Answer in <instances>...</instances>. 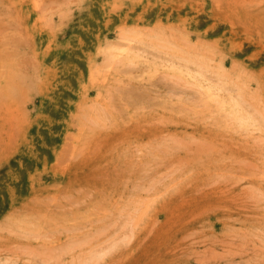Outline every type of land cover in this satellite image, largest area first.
<instances>
[{
  "label": "rangeland",
  "instance_id": "rangeland-1",
  "mask_svg": "<svg viewBox=\"0 0 264 264\" xmlns=\"http://www.w3.org/2000/svg\"><path fill=\"white\" fill-rule=\"evenodd\" d=\"M0 264H264V0H0Z\"/></svg>",
  "mask_w": 264,
  "mask_h": 264
},
{
  "label": "bare ground",
  "instance_id": "bare-ground-1",
  "mask_svg": "<svg viewBox=\"0 0 264 264\" xmlns=\"http://www.w3.org/2000/svg\"><path fill=\"white\" fill-rule=\"evenodd\" d=\"M129 38V37H128ZM128 48V47H127ZM130 48V47H129ZM132 48V47H131ZM121 49V47H120ZM124 50V49H123ZM122 51V50H121ZM123 52V51H122ZM138 57V56H137ZM190 73V72H189ZM193 73V72H192ZM194 74V73H193ZM193 79H195L199 84H204L206 82V79L204 78V76L202 74H195L192 76ZM200 85V86H201ZM204 88V87H203ZM221 91H219L218 89H215L214 88V85H211V84H208V87H207V94L210 96V97H213V96H216L218 95V93H220ZM240 104V103H239ZM237 104L235 105V111H234V117H236L237 120H239V122H241V124L243 125H246L250 122V119L247 118L245 115H243L240 110H239V107L240 105Z\"/></svg>",
  "mask_w": 264,
  "mask_h": 264
}]
</instances>
